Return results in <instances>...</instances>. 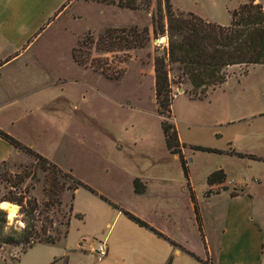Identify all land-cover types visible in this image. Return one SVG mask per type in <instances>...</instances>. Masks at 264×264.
Returning <instances> with one entry per match:
<instances>
[{
	"label": "rangeland",
	"instance_id": "rangeland-1",
	"mask_svg": "<svg viewBox=\"0 0 264 264\" xmlns=\"http://www.w3.org/2000/svg\"><path fill=\"white\" fill-rule=\"evenodd\" d=\"M193 1L200 7L194 6L195 9L209 14L213 22L227 24L229 11L224 5L243 0H173V3L176 7H185L192 6ZM260 1L264 4V0ZM130 26L147 27L149 37L143 46L127 50L129 56L122 63L125 69L118 78L108 79L73 61L71 49L87 32L95 38L105 27ZM164 37L165 34L152 37L149 11L92 0H65L37 40L39 45L33 49L39 63L33 66L38 71L43 68L44 80L48 74L51 84L32 98L34 110H23V118L13 122L9 129L14 137L61 169H70L74 177L116 206L150 217L169 239L190 247H202L203 235H210L217 226V219L204 214L197 229L190 215L189 201L186 202L185 192L180 188L184 179L179 160L168 153L164 145L159 125L161 116L156 113L149 76L150 54L154 48L159 54L163 53ZM90 50L95 56H121L120 51L110 54ZM244 68L246 71L241 73ZM226 72L225 80L201 98H189L186 93L177 92L178 88H188V83H177L174 77L171 83L174 95L170 103L172 118L170 115L167 119L173 122L183 143L182 153L190 159L189 178L199 201L207 174L222 165L225 171L236 176L246 174L258 179L254 192L261 203L264 201V161L189 147L197 144L227 149L231 143L235 149L238 146L253 148L264 155V138L254 135L264 129V114L247 122L242 120L264 111V63L230 65ZM55 73L60 77L57 82ZM174 73L175 69L170 67L168 75L172 77ZM48 93L53 94L51 100H47ZM16 113L12 110L6 115ZM31 162V156L18 150L17 154L5 159L4 164L0 163V168L17 172ZM153 173L163 175L164 181L153 183L158 189L148 191L145 196L133 193L131 175L151 176ZM37 175L40 176L38 170ZM29 183L33 185L30 193L41 201L40 181L29 180ZM238 189L237 185L230 187L233 192ZM59 196L67 202V192ZM71 202L63 238L54 244L34 243L23 252L19 251V246L4 245L0 248V264L13 258L9 264H42L47 257V264H116L101 261L104 256L97 258L88 250L90 240L95 244L102 239L106 230L104 223L115 207L83 187L74 190ZM159 203L166 210L170 208L172 219L152 210L151 206ZM260 206L264 209V203ZM17 220L18 214L11 224L19 225ZM78 247L88 251H80ZM114 257L126 264H152L132 253Z\"/></svg>",
	"mask_w": 264,
	"mask_h": 264
},
{
	"label": "trees",
	"instance_id": "trees-1",
	"mask_svg": "<svg viewBox=\"0 0 264 264\" xmlns=\"http://www.w3.org/2000/svg\"><path fill=\"white\" fill-rule=\"evenodd\" d=\"M115 4L129 9H143L150 13L151 35L165 34L166 46L159 54L154 48L150 54L153 96L156 113L161 116L159 125L165 148L169 153L176 154L183 175H187L185 160L175 126L167 118L171 115L170 103L172 79L177 83H188L183 89L189 98H201L207 90L223 82L228 75L226 68L230 65H249L264 63V4L256 0H243L229 10L227 24H219L207 20L188 10L173 7L170 0H92ZM148 29L145 26L105 27L95 38L87 32L71 49L73 61L83 67L99 72L108 79L118 78L124 71L122 64L129 56L127 50L141 47L148 39ZM95 52L115 53L120 51L121 56L112 54L95 56ZM172 65V66H171ZM170 67L175 69L172 77L168 75ZM246 68L241 72H245ZM172 118V115H171ZM0 137L10 143L15 149L31 156L32 162L23 165L20 171L10 172L5 167L0 168V202L7 201L20 206L18 216L26 225L7 223L5 210H0V248L4 245L19 246L23 252L34 243L54 244L66 235L69 217L72 208V198L77 187H83L96 194L107 203L117 207L106 197L97 193L86 183L77 179L71 170H63L44 155L35 151L17 138L0 129ZM192 149L210 152H222V149L191 144ZM230 152V151H229ZM236 155H242L235 152ZM252 158L264 160L248 154ZM5 160H0L4 164ZM37 170L40 176L37 175ZM29 180L41 183L43 199H37L30 193L33 185ZM225 174L222 169L216 168L206 176L209 192L212 187L226 189ZM23 183V186L20 184ZM132 186L135 192L143 190L142 182L134 177ZM189 198L198 229L199 215L195 197L190 188ZM67 192L68 199L64 203L59 193ZM230 194L235 192L229 190ZM64 207V208H63ZM129 219L155 234L167 239L172 245L180 247L195 259L205 263L207 258H200L190 250L184 249L149 223L134 215L130 211L120 208ZM74 215L80 217L79 214ZM13 258L12 260H14ZM10 260V261H12ZM9 261V262H10ZM6 262L4 264H9ZM170 257L165 264H169Z\"/></svg>",
	"mask_w": 264,
	"mask_h": 264
},
{
	"label": "crops",
	"instance_id": "crops-1",
	"mask_svg": "<svg viewBox=\"0 0 264 264\" xmlns=\"http://www.w3.org/2000/svg\"><path fill=\"white\" fill-rule=\"evenodd\" d=\"M64 2L65 0H0V129L10 135H12V132L9 126L13 122L23 118V110L27 112L34 110L35 106L31 102L32 98L43 93L51 84L49 83L48 74H46L47 78L44 80L43 68H41V71H38L34 67L38 63V60L35 58L33 49H35L36 45H39V43L37 44V40L47 30ZM170 2L173 7H176L173 0H170ZM239 2L236 1L230 6L224 5V8L226 11H229ZM194 6L200 8L197 1H193L192 6L188 5L184 7L178 5L176 8L191 11L212 21L208 16L209 14L200 12ZM99 10L102 9L99 8ZM53 75L57 79L56 82L60 80L59 74L55 73ZM149 76L153 86L152 66L149 69ZM177 92H183V90L181 89ZM46 97L47 100H51L53 94L48 93ZM12 110H16L17 113L15 115H6L7 112H11ZM263 114L264 111H260L248 115L242 120L247 122ZM254 135L264 138V129L257 131ZM218 149L223 150L218 153L238 158L246 157L249 160L260 159L252 158L248 154L264 157L263 154L261 155L253 148L242 149L238 146L235 149L231 143H228L227 149ZM235 152H239L242 155L238 156ZM17 153V149L0 137V160H5ZM172 155L177 158L176 154ZM182 156L185 160L187 175L184 176L181 169L184 181L180 182V188L185 192L186 202L189 201L190 215H192L198 229L188 188L191 189L195 197L200 222L204 220V214H206V216L216 217L217 226L211 230L210 235H203L204 244L202 247H190L184 242L172 240L198 257L207 258L208 262L212 264H264V209L260 206V204L263 205L264 201L260 203L254 192L255 187L259 183L258 179L249 177L246 174L236 176L233 173L225 171L222 165H219L225 174L224 184L227 188H215L204 193L209 188L206 183L199 201L189 178L190 172L188 166L190 159H186L183 153ZM134 177H137L143 184L141 192L133 190L132 179ZM162 177L163 175L157 173H153L151 176L133 174L130 178L131 189L133 193L145 196L148 191L152 189L156 191L158 189L156 183L155 185L153 183H161L164 181ZM228 184L231 186L237 185L239 187L238 191L230 194L229 190L231 186ZM120 208L123 207L117 206L114 209L112 208L113 212L110 219H107L104 223L106 230L101 240L105 243L106 254L101 261L126 264L123 261H118L114 256L116 254L132 253L141 255L152 264H165L168 257H170L169 264H205L186 253L180 247L172 245L167 239L129 220L121 212ZM151 208L152 210H158L160 215L162 214L165 218L172 219L173 214L170 208L166 210L162 203L152 205ZM131 211V213L137 214L136 216L165 234L161 227L153 222L150 217H145L133 210ZM165 235L168 236L167 234ZM96 243L97 241L94 244L90 240L88 250L93 251ZM78 249L83 252L88 251L82 247H78ZM48 258L42 264H47ZM61 264L64 263L61 262Z\"/></svg>",
	"mask_w": 264,
	"mask_h": 264
},
{
	"label": "clouds",
	"instance_id": "clouds-1",
	"mask_svg": "<svg viewBox=\"0 0 264 264\" xmlns=\"http://www.w3.org/2000/svg\"><path fill=\"white\" fill-rule=\"evenodd\" d=\"M258 2H259V0H257V3ZM163 39L166 41L167 37H164ZM19 208H20V206L17 204H11L7 201L0 202V210H7L8 211V217L7 218H8L9 224H11L13 219L17 217V214L19 212ZM17 224H19V226L21 228L26 226L22 222V218L17 220Z\"/></svg>",
	"mask_w": 264,
	"mask_h": 264
},
{
	"label": "built area",
	"instance_id": "built-area-1",
	"mask_svg": "<svg viewBox=\"0 0 264 264\" xmlns=\"http://www.w3.org/2000/svg\"><path fill=\"white\" fill-rule=\"evenodd\" d=\"M97 258H101L106 254V246L103 240H97L95 247L93 248Z\"/></svg>",
	"mask_w": 264,
	"mask_h": 264
},
{
	"label": "bare ground",
	"instance_id": "bare-ground-1",
	"mask_svg": "<svg viewBox=\"0 0 264 264\" xmlns=\"http://www.w3.org/2000/svg\"><path fill=\"white\" fill-rule=\"evenodd\" d=\"M2 202H4V201H2ZM10 203V202H9ZM11 204H13V203H11ZM5 212H6V216L8 217V211L7 210H5ZM8 219V218H7Z\"/></svg>",
	"mask_w": 264,
	"mask_h": 264
},
{
	"label": "water",
	"instance_id": "water-1",
	"mask_svg": "<svg viewBox=\"0 0 264 264\" xmlns=\"http://www.w3.org/2000/svg\"><path fill=\"white\" fill-rule=\"evenodd\" d=\"M181 89L180 88H178V91H180Z\"/></svg>",
	"mask_w": 264,
	"mask_h": 264
}]
</instances>
